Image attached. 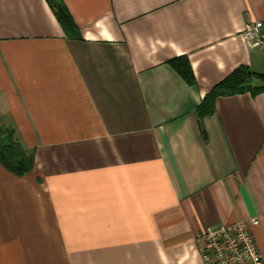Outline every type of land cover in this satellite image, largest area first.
I'll return each instance as SVG.
<instances>
[{"label": "crops", "instance_id": "1", "mask_svg": "<svg viewBox=\"0 0 264 264\" xmlns=\"http://www.w3.org/2000/svg\"><path fill=\"white\" fill-rule=\"evenodd\" d=\"M63 1L75 37L48 0H0V122L35 153L0 164V264H204L206 228L254 218L264 258V93L198 113L264 75V0Z\"/></svg>", "mask_w": 264, "mask_h": 264}, {"label": "trees", "instance_id": "2", "mask_svg": "<svg viewBox=\"0 0 264 264\" xmlns=\"http://www.w3.org/2000/svg\"><path fill=\"white\" fill-rule=\"evenodd\" d=\"M58 21L71 36H76L77 27L63 0H48ZM174 68L189 83L195 84L194 74L185 60L176 61ZM264 78V75L252 73L248 69H239L227 80L209 93L198 107L200 117L212 116L216 112V100L221 96H233L251 93L254 96L264 93V87H255L253 79ZM0 164L13 175L22 177L35 168V153L27 152L19 142L13 128L0 122Z\"/></svg>", "mask_w": 264, "mask_h": 264}, {"label": "built area", "instance_id": "3", "mask_svg": "<svg viewBox=\"0 0 264 264\" xmlns=\"http://www.w3.org/2000/svg\"><path fill=\"white\" fill-rule=\"evenodd\" d=\"M264 23L249 24L243 38L252 49L264 45ZM260 225V220L208 227L200 236L199 250L204 264H264L251 227Z\"/></svg>", "mask_w": 264, "mask_h": 264}]
</instances>
